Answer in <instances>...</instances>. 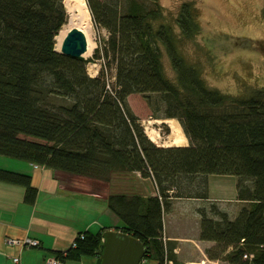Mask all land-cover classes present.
Masks as SVG:
<instances>
[{
	"label": "trees",
	"instance_id": "trees-1",
	"mask_svg": "<svg viewBox=\"0 0 264 264\" xmlns=\"http://www.w3.org/2000/svg\"><path fill=\"white\" fill-rule=\"evenodd\" d=\"M63 2L0 0V157L101 183L134 173L151 180L157 196L112 194L106 205L123 225L114 232L138 240L145 259L156 264L167 255L163 217L171 199L206 201L208 176L234 177L243 206L230 220L216 203H205L197 210L198 240L213 244L204 250L210 262L264 264V87L223 94L186 65L177 44L199 33L192 4L181 5L176 33L160 23L158 0H85L93 26L107 32L109 87L104 69L93 78L87 74L98 51L91 60L55 51L66 18ZM161 49L176 85L164 74ZM133 95L148 105L156 96L154 112L162 105L188 146L150 142L128 106ZM0 183L22 188L24 204L35 202L29 175L0 169ZM103 233H79L52 258L61 264L94 258L98 264ZM248 255L253 258L243 259Z\"/></svg>",
	"mask_w": 264,
	"mask_h": 264
},
{
	"label": "crops",
	"instance_id": "crops-1",
	"mask_svg": "<svg viewBox=\"0 0 264 264\" xmlns=\"http://www.w3.org/2000/svg\"><path fill=\"white\" fill-rule=\"evenodd\" d=\"M0 163L7 164L3 161ZM7 165L19 168V164L8 162ZM4 170L29 175L36 199L33 205L24 204L22 188L0 183V264H43L53 256V252L69 248L79 233L96 234L100 230L106 232L122 228L117 217L107 209L109 195L126 194L141 198L157 196L154 183L141 178L139 173L101 183L35 165H28L21 172L12 168ZM236 182L234 177L208 176L206 201L171 199V206L195 203L193 213L196 221L191 237L163 234V240L177 264H196L198 260L206 259L204 250L213 244L198 240L197 210L205 203H216L223 208L241 206L243 203L236 200ZM7 239H30L38 242V246L19 248L5 244ZM182 252L188 256L181 255ZM14 258H18L19 262L15 263ZM91 261L96 264L94 258ZM83 262L84 259H81L78 263ZM206 264L223 263L206 259Z\"/></svg>",
	"mask_w": 264,
	"mask_h": 264
},
{
	"label": "rangeland",
	"instance_id": "rangeland-1",
	"mask_svg": "<svg viewBox=\"0 0 264 264\" xmlns=\"http://www.w3.org/2000/svg\"><path fill=\"white\" fill-rule=\"evenodd\" d=\"M158 1L163 9L164 16L160 23L171 25L176 33H178V30L174 25V20L179 13L181 5L192 4L195 7L199 33L190 40L178 43L177 49L186 65L197 69L201 80L208 88L223 94L243 96L250 93L252 89L264 87V49H260L261 45L264 48V20L262 15L264 0ZM92 27L95 49L90 58L83 60L93 59L96 51H98V57L87 64V74L95 77L100 69H104L107 83L111 87L114 83L113 69H107V61L103 58L107 32L104 29L95 28L93 24ZM161 52L164 74L167 79L176 85V78L170 67L169 60L163 49H161ZM151 98L150 105L140 95L129 97L127 103L132 114L138 119L146 137L148 138L147 135L152 130L155 132L154 145L159 148H175L174 144L171 143L172 138L169 126L176 125L180 127V124L177 120L164 118L162 105H160L159 112H154V102H159V100L156 96H151ZM185 146H188L187 140L186 144L180 147ZM1 160L7 164L8 162L19 164V168L0 163V165L3 164L0 169L12 168L21 172L23 168L30 165L4 157H0V162H2ZM170 202L172 203L173 200ZM194 205L195 203L193 202L185 203L181 206L173 204L169 212L163 217L164 235L191 237L196 221L193 213ZM241 206L243 205L241 204ZM241 206L223 208L218 205L221 210L228 214L230 220L235 218ZM202 207L203 205L200 206V208ZM118 224L122 226L120 222ZM182 247L185 248V245H182ZM166 252L167 258L173 264H177L176 259L169 251L168 244L166 245ZM181 255L188 256L185 252H182ZM91 262V258H85L82 264H93ZM202 262L206 264V259L198 260L196 264H201ZM69 264L79 263L73 262ZM147 264H156V262L152 259H147Z\"/></svg>",
	"mask_w": 264,
	"mask_h": 264
},
{
	"label": "water",
	"instance_id": "water-1",
	"mask_svg": "<svg viewBox=\"0 0 264 264\" xmlns=\"http://www.w3.org/2000/svg\"><path fill=\"white\" fill-rule=\"evenodd\" d=\"M85 50L83 35L78 30L72 29L65 36L59 54L84 59ZM101 238L98 264H139L144 256L143 245L129 235L106 231Z\"/></svg>",
	"mask_w": 264,
	"mask_h": 264
},
{
	"label": "bare ground",
	"instance_id": "bare-ground-1",
	"mask_svg": "<svg viewBox=\"0 0 264 264\" xmlns=\"http://www.w3.org/2000/svg\"><path fill=\"white\" fill-rule=\"evenodd\" d=\"M64 7H65V12H66L65 23L63 24V26L57 33L56 37L54 38L55 40L54 49L56 50L57 53H59L61 44L65 36L70 30L75 29V30H78L83 35L84 40H85L86 50H85V53L83 54V58L84 59L90 58L95 49V45L93 41V27H92L91 17L87 9L85 0H64ZM169 128L171 130V138H172L171 143L174 144L175 147L184 146L186 144V138L184 137L182 131L180 130V127L176 125H170ZM152 131L148 133L147 136L150 142L154 143L155 142L154 136H156V134L154 131L153 132ZM164 148H168V147H164ZM171 194L172 193H170V195ZM116 233H120V232H116ZM144 256H145V253H144ZM144 256L142 259H145ZM252 258L253 256L248 255V256H244L243 259L250 260Z\"/></svg>",
	"mask_w": 264,
	"mask_h": 264
},
{
	"label": "built area",
	"instance_id": "built-area-1",
	"mask_svg": "<svg viewBox=\"0 0 264 264\" xmlns=\"http://www.w3.org/2000/svg\"><path fill=\"white\" fill-rule=\"evenodd\" d=\"M5 244L11 245V246H17V247H25V248H31L36 247L37 242L30 240V239H23V240H15V239H7L5 240ZM15 263L19 262L18 258H14L13 260ZM43 264H61L59 260L55 258H49L47 259ZM139 264H147V261L145 259H142ZM161 264H173L170 260L164 257Z\"/></svg>",
	"mask_w": 264,
	"mask_h": 264
}]
</instances>
